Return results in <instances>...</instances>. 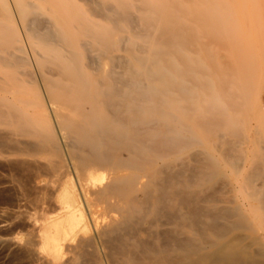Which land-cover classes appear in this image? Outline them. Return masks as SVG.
Returning <instances> with one entry per match:
<instances>
[{"label": "bare ground", "instance_id": "obj_1", "mask_svg": "<svg viewBox=\"0 0 264 264\" xmlns=\"http://www.w3.org/2000/svg\"><path fill=\"white\" fill-rule=\"evenodd\" d=\"M234 3L199 23L177 0H0V171L28 227L5 253L264 264L245 242L264 225V21L245 33Z\"/></svg>", "mask_w": 264, "mask_h": 264}, {"label": "rangeland", "instance_id": "obj_2", "mask_svg": "<svg viewBox=\"0 0 264 264\" xmlns=\"http://www.w3.org/2000/svg\"><path fill=\"white\" fill-rule=\"evenodd\" d=\"M177 1H179V3H180V5H182L183 6V8H186V10H189L192 6H197V5H201L203 8H204V10L202 11V12H200V13H198V14H196V16L197 17H195L194 19H193V21H196V22H199V23H203L206 19H205V17L207 18V16H209V15H219L220 14V10H219V0H177ZM236 1V3H234V4H237L238 5V3H239V5L241 4L240 2L242 1L243 2V0H235ZM249 1V0H248ZM248 1H246L245 0V2H247V4L245 5V6H247V7H245V8H243L244 6H239L238 5V7H237V5H234V6H236L235 8H236V14H237V16H238V18H239V20H240V22L243 24H248L249 22L247 21L248 19H249V15H250V13H248V11L250 12V9L248 10V7L250 8V4L248 3ZM252 1V0H251ZM255 2L257 1V0H254ZM185 2V3H184ZM255 2H253V4L255 3ZM258 2V1H257ZM256 2V3H257ZM263 2H264V0H263ZM198 3V4H197ZM212 3V4H211ZM258 4V5H257ZM256 4V6L258 7V8H260V9H262L263 8V6H259L260 4H262L263 5V3H261V0H260V4H259V2ZM241 5H244V4H241ZM216 6V7H215ZM253 6V5H252ZM240 7H242L243 9L242 10H240L241 8ZM255 7V6H254ZM254 7H252V8H254ZM238 8H240V9H238ZM258 8H256L257 10H259ZM245 9V10H244ZM253 10V9H252ZM238 11H239V14H238ZM241 11H244V12H241ZM261 10H259V12H260ZM208 12H210V13H208ZM253 12H254V10H253ZM252 13V12H251ZM245 14V15H244ZM261 14V13H260ZM260 14H258V15H260ZM263 14H264V12H263ZM242 15H243V18H242ZM255 15L257 16V13H255L254 15H252L253 16V18L251 17V15H250V17L252 18L251 19V21L253 22V23H255V24H260V22H258V21H260V20H263V19H261L260 17H259V20L258 21H256L257 20V17L255 18ZM245 16V17H244ZM240 17H241V19H240ZM183 18H184V20L186 21V22H189V21H192V20H189V19H187L188 17L186 16V15H183ZM248 18V19H247ZM97 20L99 21L100 19H98L97 18ZM241 20H243L244 22H242ZM253 20H255V22L253 21ZM264 21V20H263ZM100 22H103L104 23V21H100ZM247 22V23H246ZM263 23V22H262ZM261 23V24H262ZM255 24H251V23H249L248 25H250V26H248V27H246V26H244L243 27V31L246 33L247 32V34L248 33H251V35H253V32H255L257 29H261V27H259V28H257L256 29V27H254V25ZM262 25H264V24H262ZM261 25V26H262ZM245 28V29H244ZM263 28V27H262ZM198 29H199V27H198ZM209 47H211V48H213V49H216V50H219V45L218 44H214V43H211V44H209ZM192 55L194 54V53H191ZM218 61V60H217ZM213 83H215V82H213ZM258 92H259V95L262 97V96H264V80H262L259 84H258ZM28 109H31V108H28ZM263 134V133H262ZM4 170H2V171H0V178H3V179H0V181L2 182V186H4L5 188H4V190L1 192V194L4 192V194H2V196H1V194H0V198L2 197H4V199H0V208L1 209H5V207H6V210L8 211V212H6L5 210H1L0 209V214H1V216H0V226H2V225H9L10 223L12 224V223H15L14 221H16L17 219L15 218V217H17V214L18 213H14V215L12 214L13 213V211L14 212H16L17 211V207H16V202L15 203H13L12 201L14 200V197L13 196H15V185H13V184H15V182H14V178H13V173L12 172H10V171H5V172H8V174H6L5 172H3ZM12 173V176H9V174H11ZM6 177V179H4ZM3 180H5L6 181V183H4L3 182ZM8 182H11V183H8ZM8 186V187H7ZM6 188H8V189H6ZM10 189V190H9ZM12 189H14V191L12 190ZM6 191H7V193H6ZM10 191V192H9ZM12 192V193H11ZM11 194V196H10V194ZM8 194V195H7ZM6 196V198H5V196ZM7 196H8V198H7ZM11 197H13V199L11 198ZM11 198V199H10ZM7 200V201H6ZM11 200V202H9ZM5 201H6V203H5ZM7 202H8V204H7ZM2 203V204H1ZM24 203V202H23ZM26 204H27V206H26ZM9 205H11V206H9ZM14 206V207H13ZM26 206V208H24ZM28 206H30L29 208H32V209H27V207ZM16 207V208H15ZM11 209V210H10ZM24 209V210H23ZM21 210H23V212L25 211H27L26 213L28 214V216H31L32 215V217H31V219L30 220H34L35 218H37V219H35L34 221L37 223V224H40L39 222L40 221H38V213H39V211H38V209H36V207L35 206H33V205H30L29 203H27V202H25V205H23V208H21ZM28 210H29V212H31L30 214H29V212H28ZM1 211H4V213H2ZM12 211V212H11ZM9 212H10V215H9ZM8 213V215L7 216H9V217H12L11 219L9 218V217H7L6 218V216H4V215H6ZM33 213V214H32ZM35 213V214H34ZM5 217V219H4V217ZM34 216H35V218H34ZM37 216V217H36ZM1 217L3 218V219H1ZM8 219H10V221L8 220ZM14 219V220H13ZM1 220H3V221H1ZM13 220V221H12ZM6 221V222H5ZM3 222V223H2ZM13 226H15V224H12V225H10V226H8V227H11L12 228V231H14V234H12V231H11V228H9L7 231H0V242L2 243V241H4V240H11V241H17V242H21V241H23L24 239H25V233H27V228L28 227H24L23 225H21V226H18V227H16L15 229L13 228ZM23 227V231L25 232H23L22 231V228ZM19 230H18V229ZM26 228V229H25ZM5 234V235H4ZM12 234V235H11ZM15 235V236H14ZM24 237H23V236ZM249 235H250V238L249 239H247L245 242H249L250 241V239H255L256 240V242L258 243V246H260V247H262L263 249H264V225L262 224V223H260L258 220H257V222H255V225H254V227H253V230L252 231H250L249 232ZM24 238V239H23ZM258 238H259V240H258ZM21 239V240H20ZM262 244V245H261ZM3 247V246H2ZM2 250V251H1ZM4 252V253H3ZM7 253V252H6ZM5 253V250H4V248H0V264H19L21 261L20 260H17V259H15L14 257H12L10 254H8L7 253V255H10V256H8V257H6V258H4L3 256H4V254H6ZM15 261V262H14ZM19 261V262H18ZM23 263L25 262V261H22ZM21 262V263H22ZM20 263V264H21ZM25 263H27V262H25ZM28 264V263H27Z\"/></svg>", "mask_w": 264, "mask_h": 264}]
</instances>
